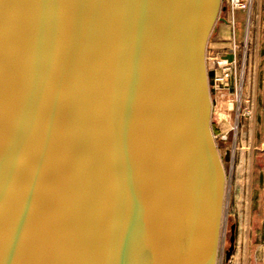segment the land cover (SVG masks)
Wrapping results in <instances>:
<instances>
[{"label": "water", "instance_id": "obj_1", "mask_svg": "<svg viewBox=\"0 0 264 264\" xmlns=\"http://www.w3.org/2000/svg\"><path fill=\"white\" fill-rule=\"evenodd\" d=\"M219 8L0 0V264H122L136 227L151 264H216Z\"/></svg>", "mask_w": 264, "mask_h": 264}, {"label": "rangeland", "instance_id": "obj_2", "mask_svg": "<svg viewBox=\"0 0 264 264\" xmlns=\"http://www.w3.org/2000/svg\"><path fill=\"white\" fill-rule=\"evenodd\" d=\"M230 0H220L219 17L209 33L205 63L211 98L210 126L225 173L223 207L216 264H249L246 233L250 211L258 196L255 179L263 177L259 147L260 90L264 82L262 63L254 42L239 47L236 12ZM251 7V0H249ZM247 13L250 12L246 11ZM212 42L216 43L213 46ZM235 45V62L232 50ZM256 130V131H255ZM235 225L234 247L226 261L230 226Z\"/></svg>", "mask_w": 264, "mask_h": 264}, {"label": "crops", "instance_id": "obj_3", "mask_svg": "<svg viewBox=\"0 0 264 264\" xmlns=\"http://www.w3.org/2000/svg\"><path fill=\"white\" fill-rule=\"evenodd\" d=\"M224 24H229L225 17H219ZM237 28L236 40L239 47L244 44L245 36L248 41L254 42L257 56L262 63L264 73V0H251L250 12L240 9L236 12ZM214 47L216 43L212 42ZM260 90V123L258 124L259 149L263 154V162L259 163L263 177L255 179V185L258 187V196L254 209L250 211L246 233L249 245V264H264V82L259 87ZM256 131V130H255ZM228 261V258H226Z\"/></svg>", "mask_w": 264, "mask_h": 264}, {"label": "bare ground", "instance_id": "obj_4", "mask_svg": "<svg viewBox=\"0 0 264 264\" xmlns=\"http://www.w3.org/2000/svg\"><path fill=\"white\" fill-rule=\"evenodd\" d=\"M135 230V237L126 251L122 264H151L148 242L139 227Z\"/></svg>", "mask_w": 264, "mask_h": 264}, {"label": "built area", "instance_id": "obj_5", "mask_svg": "<svg viewBox=\"0 0 264 264\" xmlns=\"http://www.w3.org/2000/svg\"><path fill=\"white\" fill-rule=\"evenodd\" d=\"M230 7L231 9H242V10H245V11H249L250 10V5H249V0H230ZM248 42V36H245L244 38V45L246 46ZM235 45H233V50H232V61L235 62V55H236V52H235Z\"/></svg>", "mask_w": 264, "mask_h": 264}]
</instances>
